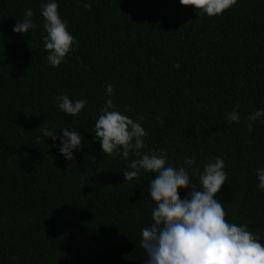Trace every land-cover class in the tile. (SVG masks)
Returning a JSON list of instances; mask_svg holds the SVG:
<instances>
[{
  "label": "trees",
  "instance_id": "trees-1",
  "mask_svg": "<svg viewBox=\"0 0 264 264\" xmlns=\"http://www.w3.org/2000/svg\"><path fill=\"white\" fill-rule=\"evenodd\" d=\"M44 2L0 0V264H145L154 174L126 182L129 161L101 151L94 123L108 98L145 128L144 152L160 150L177 168L194 160L200 171L223 159L228 179L217 199L226 220L264 244L255 175L264 168V118L247 119L264 108V0H238L214 17L179 0H57L78 41L57 68L43 47ZM28 8L39 27L14 33ZM58 95L87 105L66 116ZM233 110L238 124L226 118ZM41 124L57 136L68 126L80 132L74 161ZM178 192L183 199L188 190Z\"/></svg>",
  "mask_w": 264,
  "mask_h": 264
},
{
  "label": "clouds",
  "instance_id": "clouds-1",
  "mask_svg": "<svg viewBox=\"0 0 264 264\" xmlns=\"http://www.w3.org/2000/svg\"><path fill=\"white\" fill-rule=\"evenodd\" d=\"M237 2L179 0L181 5L194 6L199 15L208 17L222 15ZM83 7L90 8L91 5L84 3ZM58 9L57 0L40 4L46 32L43 47L47 52V63L52 68L66 63L73 47L78 46ZM33 16L32 9L28 8L24 19L13 26V32L25 35L37 29L39 25L33 22ZM113 92V86L106 85V96L111 97ZM56 101L58 108L70 117L81 114L87 105V100L70 99L68 95H58ZM226 118L237 124L241 119L236 110L228 113ZM259 118H264V108L247 116L249 121ZM38 129L43 136L50 137L66 161L75 160L74 153L81 150L84 139L79 131L68 126L60 129L61 134L57 136V131L53 132L42 124ZM94 130L103 153L129 161V170L123 171L126 182L139 178L141 174H154L147 189L149 198L155 203L151 210L153 223L141 230L140 246L147 256L145 264H264V244L246 224L227 221L223 203L217 199L228 179L223 159L206 163L200 171L193 168L194 160L186 159L183 163L187 167L177 168L160 150L144 152L145 128L139 121L116 110L111 98L105 100ZM255 175L257 187L264 191V168L257 169ZM192 176L198 177L199 188L193 183ZM178 189L188 190L183 199Z\"/></svg>",
  "mask_w": 264,
  "mask_h": 264
}]
</instances>
